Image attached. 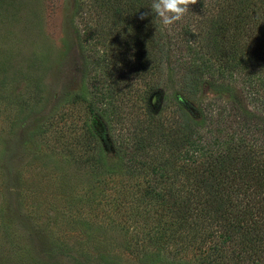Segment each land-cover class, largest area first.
<instances>
[{"label": "trees", "instance_id": "16d2710c", "mask_svg": "<svg viewBox=\"0 0 264 264\" xmlns=\"http://www.w3.org/2000/svg\"><path fill=\"white\" fill-rule=\"evenodd\" d=\"M151 4L76 0L73 21L86 34L81 50L92 84L75 97L109 140L122 120L113 106L116 64L121 75L127 69L151 79L141 98L145 126L132 124L128 139L110 144L120 154L116 168L144 184L134 209L151 210L156 241L173 248L177 264H264V0H198L171 29L154 14L139 19ZM163 81L187 95L199 85L226 91L229 101L216 117V106H207L194 119L175 95L174 117L161 121L149 102ZM97 156L95 166L113 173Z\"/></svg>", "mask_w": 264, "mask_h": 264}, {"label": "rangeland", "instance_id": "374dc122", "mask_svg": "<svg viewBox=\"0 0 264 264\" xmlns=\"http://www.w3.org/2000/svg\"><path fill=\"white\" fill-rule=\"evenodd\" d=\"M75 2L0 0V264H177L173 248L156 241L151 210L134 209L143 182L116 168L120 154L110 145L128 139L132 124L145 126L141 98L153 81L127 69L121 75L116 64L113 106L122 120L105 138L103 123L75 97L92 84ZM158 93L149 103L161 121L174 117L175 95L194 119L207 106H216V117L229 101L205 85L187 95L163 81ZM97 152L113 173L95 166Z\"/></svg>", "mask_w": 264, "mask_h": 264}, {"label": "clouds", "instance_id": "9594fccd", "mask_svg": "<svg viewBox=\"0 0 264 264\" xmlns=\"http://www.w3.org/2000/svg\"><path fill=\"white\" fill-rule=\"evenodd\" d=\"M198 0H152L150 12H141L139 19L144 20L154 14L160 24L167 29L183 20L191 6Z\"/></svg>", "mask_w": 264, "mask_h": 264}]
</instances>
